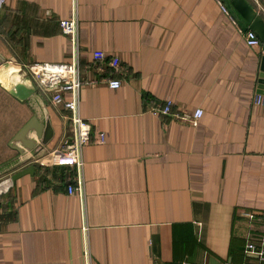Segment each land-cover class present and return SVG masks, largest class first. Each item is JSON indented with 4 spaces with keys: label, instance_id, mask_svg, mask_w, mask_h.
I'll return each instance as SVG.
<instances>
[{
    "label": "crops",
    "instance_id": "0c3cea01",
    "mask_svg": "<svg viewBox=\"0 0 264 264\" xmlns=\"http://www.w3.org/2000/svg\"><path fill=\"white\" fill-rule=\"evenodd\" d=\"M75 2L77 113L91 130L81 195L66 191L74 169L37 161L72 128L28 70L71 61L59 20L73 0L0 8V67L20 78L0 81V181L34 166L0 195V264H264V104L253 101L262 46L246 45L216 0ZM16 83L35 91L20 100L9 92ZM197 108L195 125L174 116ZM33 116L52 136L21 155L10 143Z\"/></svg>",
    "mask_w": 264,
    "mask_h": 264
},
{
    "label": "built area",
    "instance_id": "2783aa9c",
    "mask_svg": "<svg viewBox=\"0 0 264 264\" xmlns=\"http://www.w3.org/2000/svg\"><path fill=\"white\" fill-rule=\"evenodd\" d=\"M257 8V11L264 13V0H252ZM6 0H0V8L3 7ZM220 10L229 16V18L235 23L234 19L229 14L222 0H216ZM73 13L69 18L59 20V27L61 32L70 38L74 51L72 52L71 61L67 63H32L28 65V70L31 75L36 78L46 89L53 91L52 102L62 105L65 109L70 111V124L72 128L71 141L64 142V144L57 149H53L47 155L49 157L38 159L41 164H51L54 166L70 167L76 171V185L71 183L70 178H67L66 191L69 195L82 194V187L80 181V173L82 168V147L89 139L90 124L86 119L81 118L77 113L78 107V89L81 81L78 76V55H77V32H78V20L76 15V2L73 0ZM242 37L249 47L261 46V41L257 37L253 30L246 29L241 30ZM93 57L96 60H103L104 53L102 51H95ZM109 64L112 68H117L119 65V59L112 57L109 60ZM106 84L111 89H118L120 87V80L111 78L106 81ZM70 93L69 98H64L63 93ZM254 104H264V95L256 94L253 97ZM172 103L170 100H166L164 104L158 109V112L162 115L171 114ZM181 121H190L195 125L197 120L202 116V110L197 108L192 113H175ZM103 133H100V141L103 142ZM79 183V184H78ZM260 219L264 222V214L260 216ZM249 249H253V244H248ZM260 254L264 256V251Z\"/></svg>",
    "mask_w": 264,
    "mask_h": 264
},
{
    "label": "water",
    "instance_id": "95a60500",
    "mask_svg": "<svg viewBox=\"0 0 264 264\" xmlns=\"http://www.w3.org/2000/svg\"><path fill=\"white\" fill-rule=\"evenodd\" d=\"M229 14L234 19L235 23L241 28V30L250 29L253 30L259 40L263 52L260 55L259 60V72L257 77V89L256 92L264 95V22L256 15V12L250 7L246 0H222ZM0 64L2 60L0 59ZM35 91L32 87H26L23 83H16L10 89L11 95L24 100L30 94ZM34 133L33 138L29 137V133ZM52 136V128L48 123L43 124L33 116L31 117L18 131V133L11 140L10 145L19 151L21 155H25L27 152L35 148L37 143H45ZM20 145V147L18 146ZM34 166H29L26 169L13 174L11 177L5 178L0 181V195L5 193L11 182L27 172H33Z\"/></svg>",
    "mask_w": 264,
    "mask_h": 264
},
{
    "label": "bare ground",
    "instance_id": "6f19581e",
    "mask_svg": "<svg viewBox=\"0 0 264 264\" xmlns=\"http://www.w3.org/2000/svg\"><path fill=\"white\" fill-rule=\"evenodd\" d=\"M20 78H17L15 76H13L6 65H2L0 67V81H2L4 84H9L10 82L14 81V80H18Z\"/></svg>",
    "mask_w": 264,
    "mask_h": 264
},
{
    "label": "rangeland",
    "instance_id": "374dc122",
    "mask_svg": "<svg viewBox=\"0 0 264 264\" xmlns=\"http://www.w3.org/2000/svg\"><path fill=\"white\" fill-rule=\"evenodd\" d=\"M4 176H5V175H4ZM1 178H4V177L1 176L0 179H1Z\"/></svg>",
    "mask_w": 264,
    "mask_h": 264
},
{
    "label": "trees",
    "instance_id": "16d2710c",
    "mask_svg": "<svg viewBox=\"0 0 264 264\" xmlns=\"http://www.w3.org/2000/svg\"><path fill=\"white\" fill-rule=\"evenodd\" d=\"M0 205H1V198H0Z\"/></svg>",
    "mask_w": 264,
    "mask_h": 264
}]
</instances>
